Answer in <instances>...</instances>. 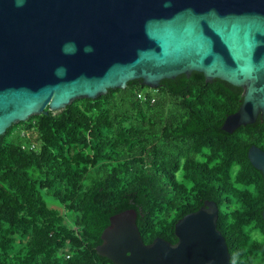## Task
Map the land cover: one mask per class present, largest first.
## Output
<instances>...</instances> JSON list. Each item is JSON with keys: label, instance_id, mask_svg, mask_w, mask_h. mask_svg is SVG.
Returning a JSON list of instances; mask_svg holds the SVG:
<instances>
[{"label": "trees", "instance_id": "16d2710c", "mask_svg": "<svg viewBox=\"0 0 264 264\" xmlns=\"http://www.w3.org/2000/svg\"><path fill=\"white\" fill-rule=\"evenodd\" d=\"M243 92L198 71L157 88L135 79L8 128L0 264H114L97 251L112 215L133 208L145 243H175L177 221L206 200L231 264H264V175L248 157L264 149V121L222 129Z\"/></svg>", "mask_w": 264, "mask_h": 264}, {"label": "water", "instance_id": "95a60500", "mask_svg": "<svg viewBox=\"0 0 264 264\" xmlns=\"http://www.w3.org/2000/svg\"><path fill=\"white\" fill-rule=\"evenodd\" d=\"M193 71L244 89L224 131L264 121V0H0V136L131 80L157 88ZM248 157L264 175V149ZM137 217L112 215L98 253L114 264H231L216 201L177 221L175 243H145Z\"/></svg>", "mask_w": 264, "mask_h": 264}, {"label": "built area", "instance_id": "2783aa9c", "mask_svg": "<svg viewBox=\"0 0 264 264\" xmlns=\"http://www.w3.org/2000/svg\"><path fill=\"white\" fill-rule=\"evenodd\" d=\"M139 96L141 97V98H143V97H145V94H144V92H141L140 94H139ZM155 99L153 98L152 99V101H154ZM35 144L33 143L32 145H31V148H35Z\"/></svg>", "mask_w": 264, "mask_h": 264}]
</instances>
